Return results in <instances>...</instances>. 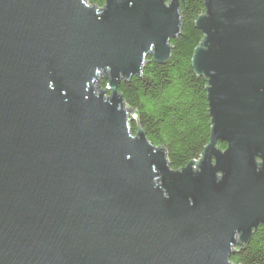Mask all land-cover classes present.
<instances>
[{
  "label": "water",
  "instance_id": "1",
  "mask_svg": "<svg viewBox=\"0 0 264 264\" xmlns=\"http://www.w3.org/2000/svg\"><path fill=\"white\" fill-rule=\"evenodd\" d=\"M179 1L0 0V264H232L264 225V0H204L198 160L129 127L117 86L169 59Z\"/></svg>",
  "mask_w": 264,
  "mask_h": 264
},
{
  "label": "trees",
  "instance_id": "2",
  "mask_svg": "<svg viewBox=\"0 0 264 264\" xmlns=\"http://www.w3.org/2000/svg\"><path fill=\"white\" fill-rule=\"evenodd\" d=\"M101 8L104 0H85ZM205 13L204 0H180V34L170 42L169 59L157 64L146 59L140 77L121 80L117 93L125 106L136 113L129 123L134 135L139 127L147 141L165 150L170 169L178 171L200 158L209 142L211 118L207 101V80L195 74L191 60L203 35L195 27ZM107 82L102 80L100 88ZM218 149L226 145L220 143ZM232 264H264V225L230 257Z\"/></svg>",
  "mask_w": 264,
  "mask_h": 264
},
{
  "label": "rangeland",
  "instance_id": "3",
  "mask_svg": "<svg viewBox=\"0 0 264 264\" xmlns=\"http://www.w3.org/2000/svg\"><path fill=\"white\" fill-rule=\"evenodd\" d=\"M98 89H99V90H106V89H101V88H100V84L98 85ZM98 89L95 88V93H96V94H98ZM108 94H109V93L106 92V95H105V96H108Z\"/></svg>",
  "mask_w": 264,
  "mask_h": 264
}]
</instances>
